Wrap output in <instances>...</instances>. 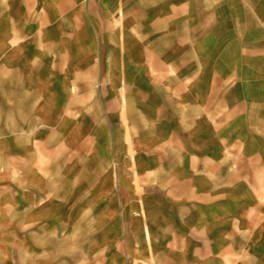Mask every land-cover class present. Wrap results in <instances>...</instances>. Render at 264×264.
Returning <instances> with one entry per match:
<instances>
[{"label":"crops","instance_id":"0c3cea01","mask_svg":"<svg viewBox=\"0 0 264 264\" xmlns=\"http://www.w3.org/2000/svg\"><path fill=\"white\" fill-rule=\"evenodd\" d=\"M0 264H264V0H0Z\"/></svg>","mask_w":264,"mask_h":264}]
</instances>
